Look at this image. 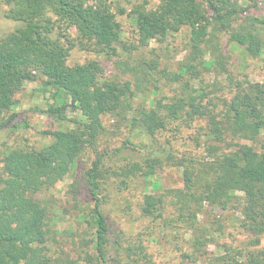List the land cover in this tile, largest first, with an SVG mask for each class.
Segmentation results:
<instances>
[{
	"label": "trees",
	"instance_id": "16d2710c",
	"mask_svg": "<svg viewBox=\"0 0 264 264\" xmlns=\"http://www.w3.org/2000/svg\"><path fill=\"white\" fill-rule=\"evenodd\" d=\"M250 1L165 0L159 9L137 15L138 48L158 35L186 27L192 51L191 61L183 66L186 73L201 65L210 68L218 61L225 63L226 34L230 44L258 59L264 56V15L251 11V4L245 5ZM8 2V16L20 24L0 38V131L20 128L18 114L12 109L18 93L32 81H39V87L54 99L45 110L50 118L65 120L69 107L79 111V118L72 129L45 130L43 133L52 135L54 141L40 149L15 147L5 151L0 169V264H78L50 255L53 213L46 194L79 169L80 158L86 152H91L93 158L79 169L75 182L77 193L85 192L87 196L89 210L82 218L93 227V252H88L81 264H113L114 253L131 258V263H152L142 241L132 242L123 232L113 238L103 207L109 178L106 157L112 160L124 150L138 153L140 160L130 155L120 160L113 170L121 179L120 185L133 177L136 181L139 177L152 179L163 164L184 167L183 188L144 195L145 216L162 220L167 227L181 221L189 230H200L199 215L205 205L225 210L241 192L245 198L241 208L243 225L259 242L264 233V82L247 81L220 104L212 94H202L204 88L196 87L200 78L192 77L194 82L184 81L181 94L170 100L161 97L151 100L150 106L134 108L131 99L150 87L146 83L157 81L154 77L161 55L154 58L140 50L128 54L124 72L130 78L116 82L106 75L101 60L69 66L62 42L63 37L69 40L67 29L73 26L79 37L95 45L99 53L123 58L120 48L125 50L126 44L114 15L84 0ZM132 109L135 113L128 114ZM110 113L127 121V134L101 147L108 138L102 116ZM199 119L205 120L213 139L229 146L228 152L203 162L192 156L178 157L169 140L161 141L160 135L169 125H177L178 121L189 125ZM166 209L174 217L166 216ZM201 238L193 244L204 254L199 246ZM225 251L222 259L228 258L226 264H264V248L248 250L235 259L227 257ZM184 255L192 258L190 253Z\"/></svg>",
	"mask_w": 264,
	"mask_h": 264
},
{
	"label": "rangeland",
	"instance_id": "374dc122",
	"mask_svg": "<svg viewBox=\"0 0 264 264\" xmlns=\"http://www.w3.org/2000/svg\"><path fill=\"white\" fill-rule=\"evenodd\" d=\"M84 1L87 5L104 8L114 15L126 47L125 50L120 48V52L124 54L123 58L104 56L96 50L95 45L83 41L77 29L71 26L66 33L69 40H64V37L62 39L67 50L69 66L92 59L101 60L106 67V75L116 82H122L129 77L124 72L128 54H135L137 50H140L154 58L161 55L162 62L154 77L157 81L146 83L145 85L150 87L131 99V106L134 108L145 104L150 106L151 100L161 97L166 101L170 100L177 94H181L184 81L192 77L200 78L196 87L204 88L205 91H202V94L206 92L212 94L213 100L220 104L232 95L237 86H245L247 81L264 82V56L258 59L251 57L243 48L230 44L227 34L223 36V43L228 52L225 63L218 61L210 68L207 65H201L200 68H192L188 73L184 71L183 66L191 61L192 51L188 46L189 30L186 27L169 32L166 36L158 35L157 38L150 39L143 47L138 48L137 15L140 11L159 9L165 0ZM246 4H251V11L264 15V0H259V3L253 0ZM8 9V0H0V38L13 32L20 24L8 16ZM261 37L264 39V31L261 32ZM192 81L194 82L193 79ZM53 102L52 96L39 87V81L28 82L18 93L12 112L18 114L16 122H19L20 128L14 131H0V169L3 155L9 148L40 149L54 141L52 135L43 133L45 130L72 129L77 125L75 119L79 118V111L74 112L70 107L65 120L58 121L50 118L45 110ZM129 112L135 113L133 109L128 111V114ZM128 114L127 116H130ZM102 120L107 128L108 138L101 147L125 138L126 120L113 113L104 114ZM207 131L205 120H195L189 125L178 121L177 125L176 123L169 125V129L163 131L160 138L162 142L167 140L171 142V147L178 157L188 159L192 156L206 162L229 151V146L213 139ZM261 139L264 141V132ZM243 142L253 144L251 140ZM129 155L140 160L138 153L124 150L120 156L112 160L107 156L105 161L109 178L105 182L106 197L103 207L109 216L114 239L117 233L123 232L132 242L142 241L145 252L152 261L151 264H226L228 258L222 259L226 254L225 250L228 252L227 257L235 259L245 255L248 250L264 248V233L260 236L259 242H256L257 236L251 234L243 225L241 208L245 204V198L241 192L236 194L234 204L225 210L205 205L199 215L200 230L194 228L189 230L187 224L181 221L172 222L167 227L162 220L153 221V218L145 216L142 211L144 195L150 192L183 188L184 167L163 164L157 167L152 179L146 181L143 177H139L136 181L133 177L128 179L125 185H120L121 179L113 170L117 164H120L122 158ZM92 158V153L86 152L80 158L78 168L88 165ZM111 165L113 167L109 168ZM79 169L72 171L56 183L46 196L53 213L49 228L51 231V240L48 244L50 255L53 258L60 256L69 258L81 264L87 253L93 252V227L82 218L83 213H88L89 205L85 192L77 193L75 179ZM168 209L165 215L174 217ZM204 233L206 236L201 238L200 236ZM196 238H201L199 246L203 248L201 252L204 254L195 249L193 242ZM185 253H190L192 258L188 259ZM113 257V264H138L131 263V258L123 256L122 253L120 255L114 253Z\"/></svg>",
	"mask_w": 264,
	"mask_h": 264
}]
</instances>
